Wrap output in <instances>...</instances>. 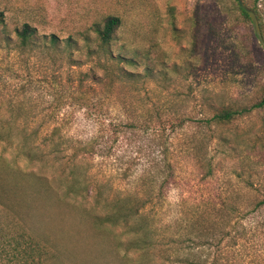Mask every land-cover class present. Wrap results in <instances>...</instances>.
Wrapping results in <instances>:
<instances>
[{
  "label": "rangeland",
  "instance_id": "374dc122",
  "mask_svg": "<svg viewBox=\"0 0 264 264\" xmlns=\"http://www.w3.org/2000/svg\"><path fill=\"white\" fill-rule=\"evenodd\" d=\"M244 1L256 3L264 19V0ZM0 13V128L15 122L6 133L36 132L40 140L59 125L71 141L90 138L97 125L85 108L65 96L83 73L88 75L83 89L102 106L94 116L106 123L137 122L134 131L117 134L108 125V155L77 159L94 184L87 207H99L124 189H135L164 148L173 166L172 183L162 194L153 193L154 203L145 209L161 242L142 258L139 251H126L129 235L120 227H93L80 210L52 198L35 200L29 220L51 249L45 264H170L169 236L178 225L182 230L194 212L212 215L223 201L244 213L264 197V108L226 123L210 120L222 108L252 104L264 89V51L234 0H0ZM108 15L121 20V39L114 48L118 50L123 39L141 52L136 65L121 64V77L113 74L109 79L95 63L96 54L88 57L84 50L74 52L79 61L69 62L40 48L28 53L17 47L14 28L25 22L37 29L40 39L55 33L81 42V33ZM205 17L216 21L207 24ZM144 48L150 59L141 58ZM132 54L128 50L127 55ZM145 64L152 68L150 74ZM92 73L98 82L91 80ZM157 113L173 119V128L163 129L156 122L140 125L146 118L155 120ZM70 153L68 148L58 154L57 170H68ZM125 168L128 176L123 178ZM98 190L100 199L95 196ZM258 213L264 217V208ZM261 235L229 251V261L264 264Z\"/></svg>",
  "mask_w": 264,
  "mask_h": 264
},
{
  "label": "trees",
  "instance_id": "16d2710c",
  "mask_svg": "<svg viewBox=\"0 0 264 264\" xmlns=\"http://www.w3.org/2000/svg\"><path fill=\"white\" fill-rule=\"evenodd\" d=\"M234 1L242 17L250 22L247 13L240 8L236 0ZM250 7L257 15L264 37V19L258 5L254 3ZM205 18L207 24L216 21L215 17L212 20ZM2 24L0 13V25ZM120 26L121 20L118 16L108 15L101 23H94L90 32L81 33L79 42L70 35L60 39L55 33L43 34L40 39L37 29L25 22L14 28V36L17 39V47L28 53L40 48L48 55L57 53L61 59L66 58L69 62L79 61L74 52L84 50L88 57L96 54L95 63L106 71L105 74L110 79L113 74L122 76V72H125L121 67L122 63L128 66L136 65L138 53H141L123 39L118 45V50L114 48L121 39L117 36ZM5 31V28H1V33L7 35ZM252 33L256 39L253 30ZM127 49L133 54L127 55ZM141 58L150 59L148 49H143ZM151 69L145 64L146 74H150ZM126 74L130 76L132 72ZM86 76L87 73L79 76L78 84L68 87L72 88V91L65 96L70 98L71 104L85 108L87 118L97 125L96 133L90 138L71 141L63 137L59 125H54L50 133L44 134L40 140H37L36 132L26 131L17 135L6 133L4 130H11L15 122L0 128V264H45L52 253L48 244L33 232L32 229L36 227L29 220L30 215H33V204L40 197L52 198L71 209L82 211L93 227H120L123 229V235H129L124 243L126 251H139L140 258L161 242L160 235L154 230L145 209L154 203L153 193L162 194V190L172 183L173 166L168 159L166 148L159 151L158 158L150 161V165L139 177L135 189H124L99 207L96 204L90 207L85 205L94 184L89 183L87 169H81L77 159L110 153L112 145H107L105 141L108 125H112L111 130L115 134L134 131L138 127L135 120L106 123L99 116H94L95 111L99 110L101 113L102 106L91 97L89 90L83 89L82 81ZM90 78L95 83L99 81V76L95 73H92ZM263 108L264 89L258 100L252 104L240 108H222L214 113L210 120L226 123ZM155 117V120L146 118L140 125L145 127L151 122H156L162 125L163 129L166 126L173 128V119L164 118L159 113ZM68 148L71 150L68 170H57L55 158ZM127 171L128 168L123 169L121 177H127ZM95 196L100 199L101 191L98 190ZM99 199H95L97 203ZM214 208H217V211L213 216L199 211L187 216L184 228L180 230L178 225L175 232L169 236L167 259L170 264H241L238 259L229 261L228 252L238 251L250 238L264 234V217H258V212L264 208V197L244 213L239 211L235 204L229 206L223 201ZM244 219L246 223L242 222ZM222 256H225V261ZM254 258H257V255H254Z\"/></svg>",
  "mask_w": 264,
  "mask_h": 264
},
{
  "label": "water",
  "instance_id": "95a60500",
  "mask_svg": "<svg viewBox=\"0 0 264 264\" xmlns=\"http://www.w3.org/2000/svg\"><path fill=\"white\" fill-rule=\"evenodd\" d=\"M236 1L238 5L240 6V8L243 9L247 13L250 19L252 30L254 32L256 40L258 44L260 45V47L262 48V50L264 51V37L262 35L259 22H258V18H257L255 11L250 6H248L244 0H236Z\"/></svg>",
  "mask_w": 264,
  "mask_h": 264
}]
</instances>
